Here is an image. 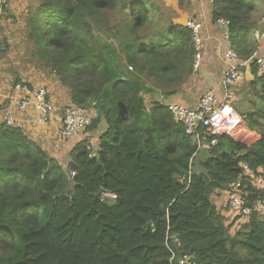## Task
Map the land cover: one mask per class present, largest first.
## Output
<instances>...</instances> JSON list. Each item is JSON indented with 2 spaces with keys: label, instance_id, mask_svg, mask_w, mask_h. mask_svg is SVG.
Here are the masks:
<instances>
[{
  "label": "trees",
  "instance_id": "16d2710c",
  "mask_svg": "<svg viewBox=\"0 0 264 264\" xmlns=\"http://www.w3.org/2000/svg\"><path fill=\"white\" fill-rule=\"evenodd\" d=\"M210 4L215 22H229L231 47L248 59L256 0ZM162 5L40 0L28 17L39 63L72 104L96 110L87 131L98 142L75 138L64 166L21 127L0 122V264H178L183 255L197 264H264V216L228 223L226 194L243 176L242 162L264 174V73L251 63L239 92L249 107H238L260 138L203 132L217 139L215 158L203 163L207 174L190 175L198 147L166 99L194 74L195 47L190 28ZM104 12L114 17L107 37L96 31ZM159 91L165 100L148 108L145 95ZM105 191L117 198L103 199ZM250 191L252 203L260 192ZM231 223L240 226L235 234Z\"/></svg>",
  "mask_w": 264,
  "mask_h": 264
},
{
  "label": "built area",
  "instance_id": "2783aa9c",
  "mask_svg": "<svg viewBox=\"0 0 264 264\" xmlns=\"http://www.w3.org/2000/svg\"><path fill=\"white\" fill-rule=\"evenodd\" d=\"M212 2L213 0H200ZM9 0H0V28L3 21V15ZM222 24L228 25V21L219 20ZM186 25L192 32V38L195 47L194 54V71L200 69L203 54L205 50V38L203 36L204 24L199 19L189 20ZM258 34V33H257ZM230 38V35H228ZM260 36H257L259 38ZM227 38V39H229ZM4 51V47L0 48ZM228 68L221 78V90L205 91L193 106H184L179 104L168 103V106L174 117L183 123L185 131L192 135L193 140L197 144L198 151L204 147L210 150L217 144V139L211 141L204 140L203 132L210 136L227 133L236 140L248 143V141H256L260 138L258 133H254L247 129V118L239 114L234 103L237 98V85L246 78L244 67L250 66L251 62L258 65L260 73H264V54L256 49L252 55L244 60L238 53L230 47L225 54ZM4 68L3 60L0 57V78ZM14 97L18 102V107L22 110L34 107L37 111L38 123H46L51 120L56 111L54 104L49 100V91L46 87L32 86L27 82H16L14 85ZM2 98L0 96V103ZM87 110L77 106H67L62 115V126L60 129L59 141L62 143L68 140L80 137L87 139L91 147L96 142L94 134H87V129L92 120ZM4 122L9 125L16 126V120L12 115H6ZM202 127V128H200ZM238 135L239 138L236 136ZM248 138V139H247ZM247 139V140H245ZM244 170L243 176L233 181L229 185L227 194V205L231 222L235 224L244 223L250 219L255 213L264 216V174L263 170L253 171L249 165L241 163ZM189 174H193V163L190 166ZM254 188L260 192V195L252 203L249 200L251 194L250 189ZM103 199L115 200L117 195L110 191L103 193ZM177 264V263H176ZM178 264H197L192 261L189 255L179 257Z\"/></svg>",
  "mask_w": 264,
  "mask_h": 264
},
{
  "label": "crops",
  "instance_id": "0c3cea01",
  "mask_svg": "<svg viewBox=\"0 0 264 264\" xmlns=\"http://www.w3.org/2000/svg\"><path fill=\"white\" fill-rule=\"evenodd\" d=\"M170 1L173 4L175 2L174 0ZM191 1L193 3L191 8L193 9V11H195L194 15L204 24L203 36L205 38V50L203 54V61L199 69V74H193L190 79H192L193 81H199V84L196 89L201 90V93H204L207 90H216L220 92L221 78L228 68V63L226 62L225 54L228 49L232 46L230 38L228 36L230 35L229 28L228 25L222 24L219 21L215 22L213 20L211 15L212 7L210 2L200 0ZM13 4L14 3H12V1L10 0V4L8 2V5L5 8L3 21L0 28V39L3 40V42L5 43L7 42L9 44L20 46L23 42V48L18 50V54L21 55V58L27 62L26 64L31 65V69L29 71L20 70V79L23 82H27L30 85L37 87H46V85L51 82V79H54L55 81L57 80L59 82L57 77L53 73H51L48 68L46 69L39 63V59L34 54V51H26L25 42L28 40L27 20L31 10L26 6H13ZM176 21L182 23V21ZM182 24H186V22ZM258 39L259 47L262 51L264 50V34ZM4 48L5 49L2 55H11L10 47H7L6 45L4 46ZM15 52L16 51H14L13 53ZM15 61L16 63H18L20 60L16 59ZM245 71L247 77V79L245 78V80H250L252 78L251 68H248L247 66ZM59 85L62 86L60 82ZM60 86L57 85L56 88L58 89V87ZM49 87L50 86L46 87L49 91V100L52 101L57 111L46 125H40V123H38V114L34 107L28 108L26 110L19 109V107L17 106V100L14 97V91L10 94V103L8 100H6V108H9L8 111L6 113L3 112L2 114V117H5L6 115H12L13 117H15L16 126L21 127L25 131V133L30 137V139L35 142H38L43 147H50L51 140L55 135H52L51 133L59 132L62 121L61 117L65 109H63L62 106L64 104H67L66 106L72 105L69 98L68 89L66 87L62 86L67 94V102L65 103L60 102L55 96L56 93L53 92L52 89H50ZM0 95L3 101L4 97L6 96L3 93H0ZM174 96L166 99L168 100L167 103L173 102ZM199 97H197L193 100V102H191V106L195 105ZM41 126H47L48 129H45V132L43 133V127ZM52 128L56 131H53ZM73 142H75L74 139L71 140V142H69L68 144H73Z\"/></svg>",
  "mask_w": 264,
  "mask_h": 264
},
{
  "label": "rangeland",
  "instance_id": "374dc122",
  "mask_svg": "<svg viewBox=\"0 0 264 264\" xmlns=\"http://www.w3.org/2000/svg\"><path fill=\"white\" fill-rule=\"evenodd\" d=\"M11 1H12V3H14L13 6H26V7H28L31 10L29 17L31 16V14L34 13L36 6L40 2V0H11ZM154 1H156L158 4H161V5L163 4L162 6L165 8L164 11L169 16H172L173 20L175 22H177L176 20H178V21H182V23H184V22L188 23L189 20L197 19L196 16L194 15L195 11H193V9L191 8V6L193 4L191 0H174L175 1L174 4L170 0H154ZM9 4H10V0H9ZM256 4L258 5V8H257L256 13L252 16V19L255 20L256 22H258V25L253 29L251 34L256 41V49H258L261 54H264V50L261 51V48L259 47V39L257 38V36H262L264 34V0H256ZM174 6H176V7H174ZM102 15L103 16L99 17L97 20L98 24H96V31H98L102 36L107 37L108 33H109L108 30L110 27L109 23L111 24L113 22L114 17L112 15V13H110V12H104V13H102ZM178 23H180V22H178ZM98 25L100 28L98 27ZM107 26H108V28L105 29V27H107ZM25 43H26V51L33 52V50H34L33 44L30 43L28 40ZM22 44H23V42L21 43V46L20 45H13V44H9L7 42L5 43V42H3V40L0 39V48L7 45V47H10V50H11L10 51L11 55L10 54L1 55V58H2L3 64H4V68L2 70L1 78H0V93H3L6 97H4L3 101L0 103V122L4 121V117H2L3 112L6 113L9 109V108H6L7 107L6 100H8L10 103V100H11L10 94L13 93V91H14L13 88H14L15 83L16 82H22V80L19 77L20 76V70H23V71L28 70L29 71L31 69L30 68L31 65L26 64L27 62L21 58V55L18 54V50L23 48ZM14 51H16V52L13 53ZM14 59L15 60L19 59L20 61L18 63H16V61ZM13 60H14V62H13ZM250 66H251V64H250ZM246 68L247 67L245 66L244 70H246ZM48 69L51 72L50 68H48ZM194 74H199V70L195 71ZM246 79H247V77H246ZM248 81H249V79L244 80L243 82L240 81V83L237 85V93L239 94V98L235 101L234 107L239 114H242V113L240 112L238 107H241V108L249 107V105L247 104L246 101H242L243 96L239 93L240 90H243L247 86ZM198 84H199V81H193L192 79H190V81L185 83L182 91L179 94H176L174 96V101L171 103L191 107V102H193L194 99L199 97V95L203 94L200 92L201 90L196 89ZM57 85L60 86L59 82L57 80L55 81L54 79H51V82H49L46 85V87L50 86L49 88L52 89V91L56 93L55 96L58 98V100L60 102H62V103L67 102V94L65 92V89L62 86L58 87V89H57L56 88ZM153 98H157L158 100H162V101L165 100V98L162 97L160 91L158 92V94L156 96H152V97L147 94V95H145V99H146V105L148 108L151 106V104H152L151 100ZM66 105L67 104H64L62 106V108L63 109L66 108L67 107ZM17 106H18V102H17ZM86 110H87L86 112L89 114V116L91 117V120H92L93 117L96 116V110L95 109H86ZM55 112H54V114H55ZM61 120H62V117H61ZM47 123L48 122L43 123V124L40 123V125H46ZM61 126H62V121H61ZM41 127H43V126H41ZM45 129H48L47 126L43 127V133L45 132ZM60 129H61V127H60ZM60 129H59V132H55V133L52 132L51 133L52 135L53 134H55V135H54L53 139L51 140V146L50 147H43L41 144H40V146L48 152L49 156L57 158L61 164L66 166V164L68 163V161L70 159L69 154H70L71 147L73 146V144H71V143L68 144V143L71 142V140H73V139L68 140L67 142L61 143L59 141ZM247 129H249V131H251V132L257 133L255 130L251 129L249 125H248ZM52 130L56 131L53 128H52ZM89 132H91V133H89ZM89 132H87V134H93V130L89 129ZM236 136L239 138L238 135H236ZM78 138H80V137H78ZM247 139H245V140H247ZM254 141H248V143L251 144ZM96 142H98V141H96ZM47 145H49V144H47ZM95 148H96V146L93 149H95ZM218 197H220V196H215L214 200L217 201L221 205L223 199L222 200L218 199ZM222 208H223L224 214H226L227 209L225 208L224 205ZM231 221L232 220L229 219L228 223H230ZM239 228H240V226L235 227V225H233V223H231V233L232 234H235Z\"/></svg>",
  "mask_w": 264,
  "mask_h": 264
},
{
  "label": "water",
  "instance_id": "95a60500",
  "mask_svg": "<svg viewBox=\"0 0 264 264\" xmlns=\"http://www.w3.org/2000/svg\"><path fill=\"white\" fill-rule=\"evenodd\" d=\"M211 158H215L209 147L202 148L193 160V174L208 173V170L203 166V163Z\"/></svg>",
  "mask_w": 264,
  "mask_h": 264
}]
</instances>
